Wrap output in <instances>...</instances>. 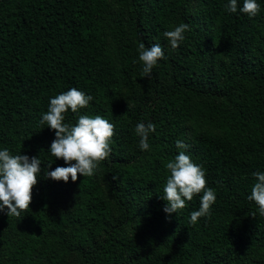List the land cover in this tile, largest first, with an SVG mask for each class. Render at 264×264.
I'll return each mask as SVG.
<instances>
[{
	"label": "trees",
	"instance_id": "trees-1",
	"mask_svg": "<svg viewBox=\"0 0 264 264\" xmlns=\"http://www.w3.org/2000/svg\"><path fill=\"white\" fill-rule=\"evenodd\" d=\"M228 2L0 0V150L41 160L29 209L0 212V264H264V217L247 199L264 172V0L252 18ZM182 23L172 49L164 32ZM141 43L164 50L150 78ZM73 87L94 98L79 114L115 134L93 176L65 183L45 176L67 165L39 121ZM140 122L155 125L148 150ZM178 139L216 195L196 224L202 193L171 219L160 198Z\"/></svg>",
	"mask_w": 264,
	"mask_h": 264
},
{
	"label": "clouds",
	"instance_id": "clouds-1",
	"mask_svg": "<svg viewBox=\"0 0 264 264\" xmlns=\"http://www.w3.org/2000/svg\"><path fill=\"white\" fill-rule=\"evenodd\" d=\"M225 8L230 13H236L238 0H229ZM239 11L252 18L259 14L260 4L257 0H243ZM187 30L189 25L182 23L174 30L164 32L172 49H176L185 39L184 33ZM138 53L139 62L143 65L141 77L150 78L153 68L164 58V50L160 44L146 47L141 43ZM93 99L91 95L75 87L50 98L47 111L42 114L39 123L54 130L55 138L49 151L55 159H62L67 166H58L45 173L47 178L67 183L69 178L76 182L80 175L91 177L98 165L111 154L110 144L115 126L100 115L79 114L80 109L87 108ZM69 109L77 114L74 125L64 122ZM153 132L155 125L151 122L136 125L135 134L140 137L141 150L150 148L149 134ZM176 147L182 150L165 165L170 174L167 176L163 195H160L166 201L163 211L167 214L166 219H171L173 213L177 214L187 206L186 202L202 193L199 209L190 213L189 222L196 224L199 218L210 216L211 206L216 201L215 191L207 187L203 167L194 163L191 156L183 151L188 145L178 139ZM40 171L41 160L38 156L30 158L28 155H13L7 148L0 150V212L7 209V216L20 217L22 212L29 209ZM253 176L256 182L247 199L255 202L258 214L264 217V172H254ZM255 215L253 213V217Z\"/></svg>",
	"mask_w": 264,
	"mask_h": 264
}]
</instances>
